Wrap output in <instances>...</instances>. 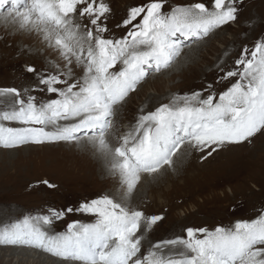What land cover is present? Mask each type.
Here are the masks:
<instances>
[{"label":"snow or ice","instance_id":"1","mask_svg":"<svg viewBox=\"0 0 264 264\" xmlns=\"http://www.w3.org/2000/svg\"><path fill=\"white\" fill-rule=\"evenodd\" d=\"M167 2L147 0L113 23L107 0H0V24L34 35L42 47L22 51L45 61L25 65L34 86L0 88V104L6 106L0 121L22 125L0 123V148L90 146L108 174L120 176L122 189L119 201L105 195L76 208L49 207L5 222L0 245L37 249L62 264H264V210L255 219L211 230L187 227L186 237L152 242L148 233L164 216L146 215L132 203L141 176L175 173L178 154L196 151L206 160L264 136V38L245 45L231 67L223 61L216 66L215 83L228 82L224 90L209 83L171 94L154 109L141 108L123 130L122 110L133 94L156 74L189 63L213 33L240 20L244 5V0H197L165 11ZM74 212L95 216V222L75 220L66 231L53 230Z\"/></svg>","mask_w":264,"mask_h":264},{"label":"rangeland","instance_id":"2","mask_svg":"<svg viewBox=\"0 0 264 264\" xmlns=\"http://www.w3.org/2000/svg\"><path fill=\"white\" fill-rule=\"evenodd\" d=\"M107 2L113 8L114 23L126 15L128 8L146 3L147 0H107ZM194 2L197 0H168L164 10L170 11L173 7ZM244 7L237 23L217 30L200 45L199 51L193 56L196 71L191 80L182 75V70H175V76L171 74L172 70H170L156 74L136 94H133L131 100L122 110L120 123H123V130H127L132 125L141 108L154 109L155 105H151L148 101L150 97L166 101L171 94L182 95L199 91L209 83H213L218 92L228 86V82L215 84L220 75L216 66L223 61L226 66L231 67L245 45L251 48L256 41L264 38V0H244ZM121 34L122 30H115V35ZM3 36L0 35V88L16 87L22 90L29 87L30 84V86H34V77L25 71V65L29 63L43 65L44 58L22 51L29 46L21 41L19 43L4 42ZM31 45L32 48H37L36 43ZM188 51L185 50V53ZM204 56L208 58L205 64H201ZM50 58L55 59V56L50 55ZM189 64L187 63L184 69H187ZM157 82L160 86L158 89L154 88V84ZM31 94L45 100L49 98L44 93L32 92ZM0 123L3 122L0 121ZM3 124L5 127L18 125L16 122L8 121ZM41 146L40 149L33 150H26V147L0 148V206L18 209L23 217L34 215L36 212L42 214L49 207L69 202L90 201L105 195H109L117 201L120 200L115 192L117 186L112 181L93 178L94 176L88 173L85 167L86 156L82 149L74 144L64 142L48 144L42 148ZM49 147L50 149H48ZM236 149L239 154L231 156L235 159L233 163L235 169L233 170L235 173L240 170L241 173L233 174L232 177L227 175V179L224 176L226 171H223L228 169L226 163L221 162L223 163L221 166V163L216 164L214 161L207 163L205 160L203 162L202 154L196 151H193V158H187L188 160L180 165L182 167L185 163V166H188L190 162H193L192 168L188 171L190 176H194L193 179L182 177L179 180L171 181L172 178L169 175L171 172L167 171L161 175L164 184L147 188V184L153 178L146 174L141 176L136 190L139 193L145 192V198L138 203L134 201L132 203H135L138 210L146 211V215L164 216V219L160 221V226L158 228L153 226L148 233L149 240L154 237V242H157L167 239L170 235L175 238L184 237L186 232L183 229L187 227H207L211 230L217 226H230L239 219H255L261 210H264V165L260 169L258 165L263 160L264 136H257L251 144L247 143L242 148ZM239 156L243 160H240ZM225 157L223 152L219 154L220 159L225 160ZM247 159L251 160L250 163ZM188 161L190 162L188 163ZM200 165L202 168L199 167ZM209 172L214 174L210 179L202 178ZM43 180H48L57 187L50 189L39 183ZM88 215L82 213L80 217L79 215L72 217V214H69L63 223L68 224L74 220L82 223L94 221L95 217ZM147 246L145 244V249ZM0 247L18 248L19 250L24 247L31 252L35 251L25 246L0 245ZM11 264H18L17 259L15 258Z\"/></svg>","mask_w":264,"mask_h":264},{"label":"bare ground","instance_id":"3","mask_svg":"<svg viewBox=\"0 0 264 264\" xmlns=\"http://www.w3.org/2000/svg\"><path fill=\"white\" fill-rule=\"evenodd\" d=\"M242 9H245L244 5L242 7ZM258 25V24H257ZM226 28V26H225ZM223 28V29H225ZM0 35H4L3 36V41H7V42H23L25 45H28L29 47H32V43H36V46L37 47H42V45L39 44L38 42V39L34 36V35H28V34H24V33H19V32H14L11 27L8 28V30L6 31L4 26L2 24H0ZM256 38V36H255ZM4 46V45H3ZM23 46V45H22ZM21 46V47H22ZM12 47V46H11ZM20 48V47H19ZM211 49V48H210ZM187 51V49H185ZM17 53V52H16ZM15 53V54H16ZM25 53V52H24ZM23 54V53H22ZM52 57L55 56L54 53H49ZM196 54V53H194ZM194 54L192 55V58L190 60V64L188 65L187 69H184V66H187L186 64H184V66L182 68H180L179 70H182V75L186 78H188L189 80L192 79V76L195 74V71H196V67L194 66V59H193V56ZM10 55V54H9ZM27 56V55H26ZM208 57L207 56H204L203 57V61L201 64H205V61ZM41 59V58H40ZM43 59V58H42ZM53 59V58H52ZM34 60V59H33ZM32 60V61H33ZM37 62V61H36ZM180 63L183 64V56L181 57V60H180ZM201 64H198V65H201ZM119 67V65H117ZM80 70H77V72L79 73ZM199 72V71H198ZM176 71L175 69L172 70V73L173 76H175L176 74ZM198 74V73H197ZM170 75V74H169ZM205 76V75H204ZM209 76V75H208ZM194 79V78H193ZM18 81V80H17ZM19 83V82H18ZM223 83V82H222ZM213 84V83H212ZM216 84V83H215ZM31 85V84H30ZM29 85V87H30ZM189 86V85H188ZM160 86H159V83H155L154 84V88L158 89ZM148 101L150 102L151 105H156L160 100L154 98V97H150L148 99ZM167 101V100H166ZM165 101V102H166ZM5 105L3 104H0V110H4L5 109ZM126 107V106H125ZM147 107V106H146ZM3 123H5L6 121H2ZM135 121L132 123L134 124ZM123 124V123H122ZM22 125L18 124V125H15V127H21ZM123 126V125H122ZM256 139V138H255ZM247 144V143H245ZM245 144L243 145H238V146H229L227 147L226 149L224 150H221L219 151L218 153H215L213 154V156L209 157L208 159H206V162L209 163L211 161H214V163L216 162L217 163H221L223 162L224 164L226 163L227 165V168L228 169H225L223 170V168H221L223 171H226V173H224V176L225 178L227 179L228 177H226L227 175L228 176H234L235 174L237 173H241V171L239 170L237 173H235V171L233 169H235V166L233 165L235 159L231 158L232 155L234 154H239V151H236L237 149L236 148H242ZM45 145H48V144H44L41 146L44 147ZM55 146V145H54ZM22 148L26 147L27 149L26 150H33V149H40V145L38 147V145H25V146H21ZM19 147V148H21ZM50 149V147L48 148ZM236 149V150H235ZM20 150V149H19ZM264 150V149H263ZM46 151V150H45ZM82 151L85 152V156H86V169L88 171V173L92 176H94L93 178H97V179H101V180H107V181H112L117 187V191L116 192V195H118V197L120 198V196L122 195V189H121V178L120 176L117 174V175H109L108 172L106 171L105 169V166H104V161L97 155L94 154V151L93 149L90 147V146H86L84 149H82ZM251 151V150H250ZM224 153L226 155L225 157V160H222L219 158V154L220 153ZM194 152L193 151H190V154L189 155H182V154H178L177 157H176V161L177 164H176V169L177 171L175 173H173L172 171H169L171 172V174H169L172 178L171 181H174V180H179L181 179L182 177L185 179V178H190V179H193L194 176H190L188 174V171H190V169L192 168L193 166V162H190L188 161V166L186 165L185 166V163H183V166L180 167L181 163L182 162H186V160H188L187 158L191 159L193 158L192 154ZM199 153V152H198ZM47 154V153H45ZM201 154V153H200ZM241 155V154H240ZM196 157V154L194 155ZM238 156V155H237ZM198 157V155H197ZM240 160L243 158H241L239 156ZM253 159V158H252ZM263 159V160H262ZM262 162L260 164L256 163L259 165V169L264 165V153H263V156H262ZM218 160V161H217ZM248 160V159H247ZM203 162L205 160H202ZM249 161V160H248ZM251 161V160H250ZM249 161V163H250ZM253 162V161H252ZM258 162V161H257ZM260 162V160H259ZM221 163V166L222 164ZM254 163V162H253ZM250 165V164H249ZM220 166V167H221ZM199 167L202 168V165H200ZM252 168V167H251ZM217 169V168H215ZM219 170V169H218ZM163 171V170H162ZM213 171V169H212ZM217 171V170H216ZM215 171V172H216ZM3 172V171H1ZM167 171H163V173H165ZM234 174V175H233ZM3 175V174H2ZM202 175V174H201ZM214 174H212L211 172L205 174L204 176H202V178H206L205 180L207 179H210L211 176H213ZM223 175V174H222ZM6 176V175H5ZM242 176V175H240ZM217 177V176H216ZM165 178V177H164ZM215 178V177H214ZM224 178V179H225ZM174 179V180H173ZM225 179V180H226ZM149 180V179H148ZM224 180V181H225ZM7 181V180H6ZM100 181V180H99ZM164 181H163V178L161 177V175H158L156 176L155 179H153L152 181H149V183L147 184V188H151V187H155L156 185H160L162 184ZM103 183V182H102ZM212 183V182H211ZM224 183V182H223ZM11 184V183H10ZM104 184V183H103ZM164 184V183H163ZM6 187V185H4ZM102 186V185H101ZM104 187V186H103ZM11 188V187H10ZM113 188V187H112ZM144 188V187H143ZM6 190V189H5ZM115 190V189H114ZM119 190V191H118ZM2 191V190H1ZM9 191V190H8ZM109 192V191H108ZM183 192V191H182ZM103 196V195H102ZM8 197V196H7ZM100 198V197H99ZM145 198V192H142V193H139L137 190H135L134 194H133V197H132V201L138 203L139 201H141L142 199ZM13 199V198H12ZM93 200V199H92ZM3 201V200H2ZM5 201V200H4ZM91 201V200H90ZM157 201V200H156ZM83 202H69L67 204H62V205H57L56 208H61V207H73V208H76L79 204H81ZM135 204V203H134ZM3 205V204H2ZM147 206V205H146ZM156 208V207H155ZM148 209V208H147ZM151 209V208H150ZM44 210V209H43ZM149 210V209H148ZM146 212V211H145ZM6 213V214H5ZM22 213V212H21ZM24 214V212H23ZM22 214V215H23ZM38 213L36 212L34 215H37ZM77 215H79V217L82 215V213H78V212H74L72 213V217H76ZM89 216V215H88ZM22 216L20 215V212L18 211V209H8L6 207H2L0 206V226H2L3 223L5 222H11L12 220H15L17 218H21ZM67 217V216H66ZM65 217V218H66ZM95 217V216H94ZM64 218V220H65ZM88 218V217H87ZM86 219V218H85ZM96 219V217H95ZM95 219L94 221H91L89 223H93L95 222ZM64 220L62 221H58L56 222V224L53 226V230L56 231V232H63V231H66L67 229V224H64ZM75 221V220H74ZM87 221V220H86ZM71 223V222H70ZM82 223V222H81ZM174 223V222H173ZM160 222L155 225L156 228H158L160 226ZM168 229V228H167ZM183 231L185 232V229H183ZM181 232V231H180ZM170 234V233H169ZM177 236V235H176ZM168 237V236H167ZM186 237V236H184ZM166 238V237H165ZM175 237L173 236H169L167 239H174ZM155 238L153 237L152 242H154ZM160 241V240H159ZM35 250V251H34ZM33 251L34 252H31L30 250H26L24 249V247H22V249H18V248H10V249H6V248H1L0 247V264H11L13 262V260L16 258L17 259V263L18 264H62L61 260H58L59 258H53V256H51L50 254H47V253H44L40 250H37V249H34ZM143 250V249H142ZM48 256H47V255ZM21 256V258H20Z\"/></svg>","mask_w":264,"mask_h":264}]
</instances>
